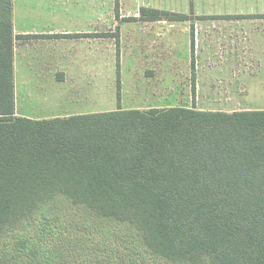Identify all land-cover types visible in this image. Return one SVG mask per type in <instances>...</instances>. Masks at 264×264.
Wrapping results in <instances>:
<instances>
[{
	"label": "trees",
	"instance_id": "16d2710c",
	"mask_svg": "<svg viewBox=\"0 0 264 264\" xmlns=\"http://www.w3.org/2000/svg\"><path fill=\"white\" fill-rule=\"evenodd\" d=\"M12 4L0 0V264H264V109L17 115Z\"/></svg>",
	"mask_w": 264,
	"mask_h": 264
},
{
	"label": "rangeland",
	"instance_id": "374dc122",
	"mask_svg": "<svg viewBox=\"0 0 264 264\" xmlns=\"http://www.w3.org/2000/svg\"><path fill=\"white\" fill-rule=\"evenodd\" d=\"M141 7L182 13L190 19L208 14H264V0H118L117 9L115 0H65V6L61 5V8L68 11L67 19L71 22L68 21L66 27L73 31L89 27L77 22L78 19H95L98 16L105 18L100 25L98 21L92 20V25L96 27L87 36L97 43L92 44L90 62L100 63L105 70L101 71L99 81L92 79L89 87L85 85L83 89H69L74 94L84 92V104L73 105L65 114L72 115L86 109L108 111L117 107L147 109L195 106L203 110L228 112L264 109L263 55L251 56L243 53L245 44L241 41L238 45L233 44L235 36L231 28L236 24L234 21L222 20L203 24V38L198 48L195 47L197 52L195 51L194 64L191 65L190 34L195 24L188 22L190 20L141 23L138 20ZM243 23L238 25H250ZM150 26L153 30H148ZM241 37L244 35L241 34ZM250 37L256 43L257 36ZM260 39L264 41V33ZM75 52L74 62H88L87 57L82 55L83 50L76 49ZM194 65L199 68V76L202 77V82L199 80L197 87L192 82L195 80L192 70ZM243 67L251 68L253 76H258L257 84L254 82L251 87L245 88L234 86L229 77L240 73ZM260 67L261 73H256ZM92 74L94 75L93 72ZM239 83L241 82H235ZM23 97L19 94L16 101L19 114H52L53 109L43 106L37 98L32 103L28 97ZM79 99L72 98L73 102Z\"/></svg>",
	"mask_w": 264,
	"mask_h": 264
},
{
	"label": "crops",
	"instance_id": "0c3cea01",
	"mask_svg": "<svg viewBox=\"0 0 264 264\" xmlns=\"http://www.w3.org/2000/svg\"><path fill=\"white\" fill-rule=\"evenodd\" d=\"M12 2V22L13 33L15 35L13 62L14 96L17 115L35 119L70 115L69 113L65 114V112L72 109L73 105L84 104L82 99L85 97V93L74 94L69 89L74 87L83 89L85 85L89 87L93 78H95V81H99L100 73L101 71L104 72L105 67H101L100 63L94 64L90 62L92 56L91 47L97 44L96 41H92L87 36L70 37L69 35L91 34L92 30L96 27V25H92V20L98 21L100 25L102 20L104 22L105 18L101 19L98 16L95 19H91V17L78 19L77 22L87 24L89 27L73 31L66 27L68 21L71 22L70 19H67L69 17L68 11L65 8H61V5L65 6V0H12ZM210 15L212 14L198 15L193 19L187 17L183 20H138L146 24L165 21L187 22L190 20L188 22L195 24L190 34L191 37L193 35L194 55L196 51L195 47L198 48L203 38L204 23L222 20L234 21L236 24L233 23L234 26L231 28L235 36L233 38V44L238 45L241 41L245 44L243 47L245 52L243 51V53L251 56L263 55L262 62L264 61V41L260 39L261 34L264 33V14H235L241 16L233 15L231 17H216ZM85 16H88V14ZM242 22H244L243 24L249 23L250 25L248 27H241L238 24ZM149 29L153 30V27L150 26ZM241 34L244 37H241ZM250 36H257L256 43H253ZM76 49L84 51L82 55L87 57V63L74 62ZM262 67L256 73H261ZM200 69L203 71L202 68ZM192 70L193 79H195L192 82L197 87L199 86V80L202 82V77L199 76V68L196 65L192 67ZM92 72L96 77H94ZM229 78L234 82L235 87L243 88L251 87L254 82L257 84L256 82L259 80L258 76H253V72L249 67H243L240 73L232 75ZM236 81L241 83L235 84ZM244 82H247V84ZM248 82H251V84H248ZM19 94L22 98H24L23 95L28 97V100H32V103H35L34 99L37 98V101L43 104V106L53 109L52 114L49 116L35 114H28L30 116H26L19 114L16 107ZM74 97H79L80 99L77 102H73L72 98ZM97 99L99 100V97ZM101 111L103 110L86 109L73 113L81 114ZM36 113H39V111L36 110Z\"/></svg>",
	"mask_w": 264,
	"mask_h": 264
}]
</instances>
